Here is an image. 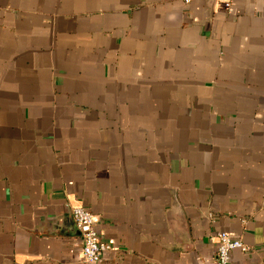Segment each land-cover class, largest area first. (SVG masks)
<instances>
[{
  "label": "crops",
  "instance_id": "1",
  "mask_svg": "<svg viewBox=\"0 0 264 264\" xmlns=\"http://www.w3.org/2000/svg\"><path fill=\"white\" fill-rule=\"evenodd\" d=\"M264 264V0H0V264Z\"/></svg>",
  "mask_w": 264,
  "mask_h": 264
},
{
  "label": "built area",
  "instance_id": "2",
  "mask_svg": "<svg viewBox=\"0 0 264 264\" xmlns=\"http://www.w3.org/2000/svg\"><path fill=\"white\" fill-rule=\"evenodd\" d=\"M189 2V0H187ZM227 9L232 10L234 0H223ZM72 219L80 231L82 237V264H101L104 254L111 249V245L105 242L97 228L95 215L82 206L72 209ZM217 259L213 263L207 264H230L231 252L235 248L247 250V246L239 239L232 238L226 232L217 234Z\"/></svg>",
  "mask_w": 264,
  "mask_h": 264
},
{
  "label": "water",
  "instance_id": "3",
  "mask_svg": "<svg viewBox=\"0 0 264 264\" xmlns=\"http://www.w3.org/2000/svg\"><path fill=\"white\" fill-rule=\"evenodd\" d=\"M73 225H75L74 222H73ZM75 228L78 230V228L76 227V225H75ZM78 231H79V230H78ZM79 232H80V231H79Z\"/></svg>",
  "mask_w": 264,
  "mask_h": 264
}]
</instances>
